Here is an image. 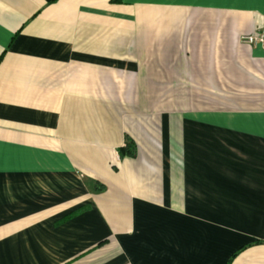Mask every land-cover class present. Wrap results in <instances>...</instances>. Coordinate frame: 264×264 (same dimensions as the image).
Wrapping results in <instances>:
<instances>
[{
  "label": "crops",
  "instance_id": "crops-1",
  "mask_svg": "<svg viewBox=\"0 0 264 264\" xmlns=\"http://www.w3.org/2000/svg\"><path fill=\"white\" fill-rule=\"evenodd\" d=\"M263 28L264 0H0V264H264Z\"/></svg>",
  "mask_w": 264,
  "mask_h": 264
},
{
  "label": "built area",
  "instance_id": "built-area-1",
  "mask_svg": "<svg viewBox=\"0 0 264 264\" xmlns=\"http://www.w3.org/2000/svg\"><path fill=\"white\" fill-rule=\"evenodd\" d=\"M243 42L248 45L259 44L264 51V28L256 33L245 35L243 37Z\"/></svg>",
  "mask_w": 264,
  "mask_h": 264
},
{
  "label": "trees",
  "instance_id": "trees-1",
  "mask_svg": "<svg viewBox=\"0 0 264 264\" xmlns=\"http://www.w3.org/2000/svg\"><path fill=\"white\" fill-rule=\"evenodd\" d=\"M129 152L131 153V154H133V150L131 151V150H129Z\"/></svg>",
  "mask_w": 264,
  "mask_h": 264
}]
</instances>
